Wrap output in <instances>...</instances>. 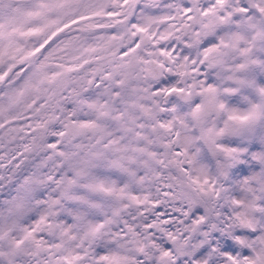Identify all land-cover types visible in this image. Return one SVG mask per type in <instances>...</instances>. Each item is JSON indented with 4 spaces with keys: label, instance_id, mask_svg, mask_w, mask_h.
<instances>
[{
    "label": "clouds",
    "instance_id": "obj_1",
    "mask_svg": "<svg viewBox=\"0 0 264 264\" xmlns=\"http://www.w3.org/2000/svg\"><path fill=\"white\" fill-rule=\"evenodd\" d=\"M0 264H264V0H0Z\"/></svg>",
    "mask_w": 264,
    "mask_h": 264
}]
</instances>
